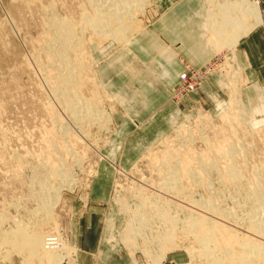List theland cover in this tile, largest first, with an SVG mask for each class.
Returning a JSON list of instances; mask_svg holds the SVG:
<instances>
[{
  "label": "rangeland",
  "instance_id": "rangeland-1",
  "mask_svg": "<svg viewBox=\"0 0 264 264\" xmlns=\"http://www.w3.org/2000/svg\"><path fill=\"white\" fill-rule=\"evenodd\" d=\"M104 1L103 8L113 9L116 0ZM154 3H120L133 5L123 38L111 36L116 26L103 34L88 25L96 7L90 0H0V264H46L47 250L60 257L58 264H78L80 242L91 245L81 264L107 263L96 242L108 209L104 238L113 247L104 245L103 253L118 255L107 264H241L237 245L221 263L213 259L225 253L206 255L189 231L198 213L264 246V235L248 229L264 227V112L243 102L249 80L228 51L195 91L176 98L173 86L169 97L184 107L202 81L217 73L222 109L185 106L186 115L133 162L118 159L119 146L114 159L105 153L118 128V106L96 69L113 47L153 19ZM247 12L256 13L264 32V10ZM235 21L226 12L220 31ZM66 26L76 35L63 40ZM97 191L106 192V199ZM47 236L56 239L53 246Z\"/></svg>",
  "mask_w": 264,
  "mask_h": 264
},
{
  "label": "crops",
  "instance_id": "crops-1",
  "mask_svg": "<svg viewBox=\"0 0 264 264\" xmlns=\"http://www.w3.org/2000/svg\"><path fill=\"white\" fill-rule=\"evenodd\" d=\"M154 2L153 19L137 28L118 48L113 47L114 52L108 51L109 56L96 69L98 80L118 106L114 113L118 128L109 139L105 153L114 159L115 148L119 146L122 153L118 159L123 163L133 162L140 149L165 134L181 115H186L185 106L190 110L196 103L208 110L224 107L219 101L223 82L217 73L202 81L198 91L184 101V107L175 105L169 98L186 65L203 66L216 53L228 51L234 57L237 68L243 69L249 80L242 93L243 102L248 109L264 112V32L256 21V13L247 12V9L264 10V0ZM226 12L236 21L232 27L224 26V31H220ZM135 126H138L135 132L123 136ZM106 164L101 167L103 176L107 175L103 168ZM96 195L105 198L106 192ZM108 212L109 209L103 220L102 235L96 242L102 253L104 245L112 246L104 238ZM76 245L80 255L76 260L81 264V254L90 253L91 245L87 242ZM102 253L107 263L113 262L112 257L117 260L118 254L110 257Z\"/></svg>",
  "mask_w": 264,
  "mask_h": 264
},
{
  "label": "bare ground",
  "instance_id": "bare-ground-1",
  "mask_svg": "<svg viewBox=\"0 0 264 264\" xmlns=\"http://www.w3.org/2000/svg\"><path fill=\"white\" fill-rule=\"evenodd\" d=\"M89 1V0H88ZM98 0H90V3H92L93 5L97 3ZM110 1V0H109ZM111 1H114V0H111ZM111 1H110V4H111ZM96 2V3H95ZM103 2H105L104 0H102V2L99 4V5H95V9H94V15H92L91 13V17L89 16L88 19L86 20L88 25L97 33H99V31H103V34H105V32H108L110 29V25H113V26H116L114 28L115 33H110L112 34L111 36H116L118 33H120L123 38L125 35L124 32L128 29L129 26L128 23H126L125 21V15L126 16H129L130 14H132L131 12V7L130 6H133V5H130V6H122V4L120 3H127V0H116V2L114 4H111L113 6V9L109 10V6L106 7V8H103L102 6H107L108 4H104L103 5ZM107 2V1H106ZM132 4V3H131ZM135 4V3H134ZM102 5V6H101ZM92 6V5H91ZM110 8H112L110 6ZM88 12V11H87ZM89 14V15H90ZM79 15V14H78ZM131 16H129L128 18H130ZM132 18V17H131ZM127 20V19H126ZM129 21L133 20V19H128ZM71 23V22H69ZM132 23V22H129V24ZM73 24V23H72ZM80 24V23H79ZM86 24V23H84ZM67 25V24H65ZM70 25V24H68ZM86 26V25H85ZM84 27V26H83ZM87 27V26H86ZM90 28V29H91ZM107 28V29H106ZM74 27L72 26L71 27H68L66 26L65 30H64V37L63 40H67L69 38H72L71 36H74L76 34H74ZM105 29V30H104ZM105 31V32H104ZM122 32V33H121ZM74 34V35H73ZM52 36V35H51ZM57 37V36H56ZM127 37V35L125 36ZM121 38V39H123ZM126 40V39H125ZM57 42V41H56ZM50 43V42H49ZM64 44V43H63ZM63 44L61 46H63ZM65 47V46H64ZM62 48V47H61ZM61 56V55H60ZM58 57V56H57ZM62 58V57H61ZM71 63V62H70ZM68 66V65H67ZM62 67V66H61ZM70 67V66H68ZM70 69V68H69ZM63 70V69H62ZM71 70V69H70ZM70 75V73H69ZM73 75V73H72ZM73 78V76H71ZM70 77V78H71ZM75 81V80H74ZM64 82V80H63ZM71 82V81H70ZM66 83V82H65ZM72 83V82H71ZM78 83V82H76ZM66 85V84H65ZM68 85V84H67ZM70 85V84H69ZM68 89V88H67ZM81 89V88H80ZM69 90V89H68ZM67 90V91H68ZM73 91V88L70 89V92ZM75 93L76 92V89L74 90ZM72 95V93H71ZM78 96V95H77ZM78 98V97H77ZM80 98V97H79ZM82 101V99H80ZM85 100H83L82 102H84ZM70 102V101H69ZM64 103V102H63ZM66 103V102H65ZM85 103V102H84ZM76 104V103H75ZM91 105V104H90ZM64 106L68 109V106L69 105H66L64 104ZM80 106V105H79ZM78 106V108H79ZM83 106V105H82ZM87 106V105H86ZM81 107V106H80ZM88 107V106H87ZM86 108V107H85ZM84 109V107H83ZM72 110V108H71ZM85 110V109H84ZM80 111V109H79ZM90 111V110H89ZM74 112V111H73ZM78 112V111H77ZM62 114V113H61ZM79 114V113H78ZM76 114V116L78 115ZM97 114V113H96ZM75 115V114H74ZM94 115V114H93ZM75 116V117H76ZM79 116V115H78ZM86 118V117H85ZM93 119V117H92ZM226 158V157H225ZM59 175V174H58ZM57 175V176H58ZM62 180H63V175H60ZM59 177V176H58ZM179 180V179H178ZM62 182V181H61ZM44 184V183H43ZM64 184V183H63ZM68 184V183H67ZM45 188V186H43ZM58 187V186H57ZM59 188V187H58ZM56 194V193H55ZM53 195L56 197V195ZM45 196L47 194H44ZM260 202H263L264 203V200L261 199ZM41 204V203H40ZM43 204V203H42ZM205 208L208 209V210H211L213 208H210L211 207V204L210 205H207L205 204ZM45 208V207H44ZM39 210H41V207H39ZM204 211V210H203ZM198 213V212H197ZM232 214V213H230ZM153 215V214H152ZM197 215V214H196ZM201 214L198 213L197 215V218L196 219H191L188 224H189V231L190 232H193V233H196V236H197V239L199 241V243L201 244L202 248L205 249V251L209 252V253H205L207 256H212L213 252L214 251H217V252H223L225 253V256L224 257H220L218 259H213L216 263H221V261L225 260V259H230L231 256H233V251L234 249L233 246L234 245H237L236 247H239V253L238 251L234 252V253H238V256H240V259L238 260V262H240L241 264L243 262H246V263H249V264H252L254 261H258L256 262L257 264L258 263H261V264H264V246L261 242H255L253 240H251V238L249 239L248 238H243V237H238V233L237 232H234L233 229H230L228 227H225L224 225H222L220 222L218 223V221H213V219L209 220L207 219V216H203V214L200 216ZM220 215V214H219ZM203 216V217H202ZM231 216V215H230ZM173 218V217H172ZM223 218V217H222ZM221 218V219H222ZM174 219V218H173ZM237 219V218H235ZM234 219V220H235ZM167 220L166 218L164 219V221ZM220 220V218H219ZM223 220V219H222ZM228 221L231 220V219H227ZM226 220V222H227ZM225 221V219L223 220ZM22 223V222H21ZM230 223V222H228ZM134 224V223H133ZM141 224V223H140ZM225 224V223H224ZM142 226V225H141ZM26 228V227H24ZM130 228V227H129ZM264 228V227H263ZM263 228H259L258 226H254V225H251L248 229L256 232V233H260V234H263L264 235V231H262ZM24 230V229H23ZM165 230V229H164ZM163 230V231H164ZM20 231V230H19ZM249 231V230H248ZM25 232V231H24ZM19 233V232H18ZM221 233V234H220ZM237 233V234H236ZM252 234V232H250ZM26 235V233H24ZM163 234V233H162ZM250 234V235H251ZM24 236V235H23ZM223 238L222 240L220 239L221 237ZM243 236V235H242ZM261 236V235H260ZM259 238V237H257ZM256 238V239H257ZM261 238V237H260ZM259 238V239H260ZM263 238V237H262ZM29 241V240H28ZM261 241V240H260ZM56 242V240H55ZM14 243V242H13ZM32 243V242H31ZM17 246H19V249L21 247L20 243H16ZM33 244V243H32ZM53 244L55 243H52V245L50 246H53ZM25 245V244H24ZM36 244L33 245L32 249L34 250V247H35ZM23 246V245H22ZM17 249V248H16ZM33 250H30L31 252ZM217 255V254H216ZM219 255V254H218ZM59 258L56 253L52 250V251H45V260H46V264H58L59 263ZM225 258V259H224ZM28 261V260H27ZM230 261V260H229ZM232 263V262H230Z\"/></svg>",
  "mask_w": 264,
  "mask_h": 264
},
{
  "label": "built area",
  "instance_id": "built-area-1",
  "mask_svg": "<svg viewBox=\"0 0 264 264\" xmlns=\"http://www.w3.org/2000/svg\"><path fill=\"white\" fill-rule=\"evenodd\" d=\"M224 56V53H216L209 62L205 63L203 66L191 67L190 65H186L184 69H182L178 76V81L175 86L172 88V92L176 98H180L187 93H191L195 91V88L200 83L201 79L207 74V71L213 66L214 63L221 60ZM46 244L52 245L55 243L54 237H46ZM67 259L66 257L63 258Z\"/></svg>",
  "mask_w": 264,
  "mask_h": 264
}]
</instances>
